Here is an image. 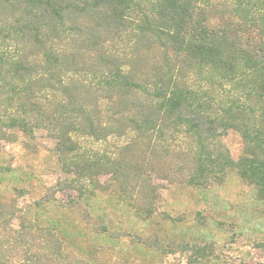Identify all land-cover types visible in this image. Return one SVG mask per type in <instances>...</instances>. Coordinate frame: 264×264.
I'll use <instances>...</instances> for the list:
<instances>
[{"label":"trees","instance_id":"1","mask_svg":"<svg viewBox=\"0 0 264 264\" xmlns=\"http://www.w3.org/2000/svg\"><path fill=\"white\" fill-rule=\"evenodd\" d=\"M36 130L77 206L108 194L150 217L156 181L232 168L264 199V0H0V140ZM20 213L0 200V264H91L60 220Z\"/></svg>","mask_w":264,"mask_h":264},{"label":"rangeland","instance_id":"2","mask_svg":"<svg viewBox=\"0 0 264 264\" xmlns=\"http://www.w3.org/2000/svg\"><path fill=\"white\" fill-rule=\"evenodd\" d=\"M12 134L13 141L0 140V200L28 219L41 214L42 224L60 220L68 251L91 264L264 263V199L235 168L206 187L156 181V212L143 217L108 194L90 207L74 205L77 193L58 165L54 139L45 130ZM222 140L237 161L240 134L231 130ZM102 225L107 234L93 233Z\"/></svg>","mask_w":264,"mask_h":264}]
</instances>
